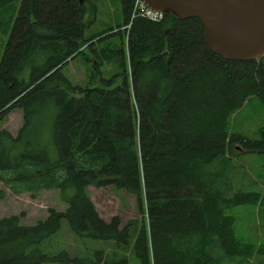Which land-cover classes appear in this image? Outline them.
Instances as JSON below:
<instances>
[{
	"label": "trees",
	"instance_id": "trees-1",
	"mask_svg": "<svg viewBox=\"0 0 264 264\" xmlns=\"http://www.w3.org/2000/svg\"><path fill=\"white\" fill-rule=\"evenodd\" d=\"M13 2L0 0V11ZM134 2L120 0L121 25L130 26L116 49L100 53L118 73H97L84 87L64 69L83 47L99 57L84 21L95 5L20 0L16 17L0 23V183L16 196L53 190L65 205L32 226L0 218V264H232L251 256H242L228 212L257 205L260 195L236 188L233 156L237 148L264 158V126L248 138L230 133L229 120L250 98L264 103V57L224 60L198 19L131 20ZM16 109L22 125L13 136L1 126ZM90 186L132 196L139 219H102ZM63 222L79 243L113 250L72 257L58 241ZM257 254L264 258V248Z\"/></svg>",
	"mask_w": 264,
	"mask_h": 264
},
{
	"label": "rangeland",
	"instance_id": "rangeland-1",
	"mask_svg": "<svg viewBox=\"0 0 264 264\" xmlns=\"http://www.w3.org/2000/svg\"><path fill=\"white\" fill-rule=\"evenodd\" d=\"M89 2H85V5H95L97 13L93 19L88 15L84 18L87 24L86 38L92 39V49L99 57H94L87 48L83 47L81 49L83 55L69 61L64 69L65 76L72 84L81 87L89 85L91 77L97 73H100L104 79H110L118 73L114 63L101 61L100 53L101 50L116 49L122 39V31L129 27V25L126 27L121 25L120 0H89ZM19 4L20 0H14L12 4L1 10L0 23L5 25L11 17L14 19ZM118 26L121 27L118 28ZM119 31L120 34H118ZM2 46L3 44L0 47ZM96 80H98L97 77L94 81ZM93 84L96 83L93 82ZM21 125L22 113L16 109L9 113L1 129L15 136ZM261 126H264V103L255 97L248 99L242 109L232 114L229 120L230 133H239L248 138H256L257 130ZM234 153L233 160L237 166L236 188L244 192L258 193L260 201L257 205L241 206L228 212L232 221V232L240 245L242 256L251 255L248 258L242 257L240 260L233 261L232 264H261L264 263V258L257 253L264 248V158L242 155L237 148ZM0 190L6 192L5 198L0 200V218L17 216L20 224L24 226H32L38 221L45 220L49 209L60 212L65 209V205L59 201L57 193L53 190L16 196L11 194L2 183H0ZM88 192L102 219L109 221L117 216L121 225L129 220L139 219L135 199L132 196L117 192L111 187L90 186ZM58 241L64 244L72 257H78L87 249H90L89 251L98 249L108 253L113 250L106 242L88 240L84 244L79 243L69 231L66 222L62 224Z\"/></svg>",
	"mask_w": 264,
	"mask_h": 264
},
{
	"label": "water",
	"instance_id": "water-1",
	"mask_svg": "<svg viewBox=\"0 0 264 264\" xmlns=\"http://www.w3.org/2000/svg\"><path fill=\"white\" fill-rule=\"evenodd\" d=\"M88 0H78L80 5ZM178 20L198 19L211 53L227 61L264 57V0H141Z\"/></svg>",
	"mask_w": 264,
	"mask_h": 264
},
{
	"label": "built area",
	"instance_id": "built-area-1",
	"mask_svg": "<svg viewBox=\"0 0 264 264\" xmlns=\"http://www.w3.org/2000/svg\"><path fill=\"white\" fill-rule=\"evenodd\" d=\"M135 17H141L144 18L150 22H160L164 19V15L150 10L146 6L143 5L141 0H135L133 10H132V15H131V20ZM130 26V24H129Z\"/></svg>",
	"mask_w": 264,
	"mask_h": 264
}]
</instances>
